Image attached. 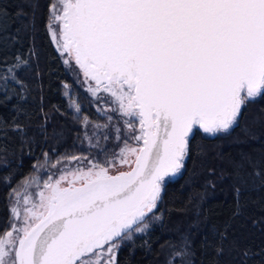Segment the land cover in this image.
Returning a JSON list of instances; mask_svg holds the SVG:
<instances>
[{
  "label": "snow or ice",
  "instance_id": "obj_1",
  "mask_svg": "<svg viewBox=\"0 0 264 264\" xmlns=\"http://www.w3.org/2000/svg\"><path fill=\"white\" fill-rule=\"evenodd\" d=\"M50 11L88 90L109 93L140 134L103 164L61 157L59 175L15 191L0 264H116L115 241L147 227L135 226L184 166L193 127L225 132L264 94V0H57ZM117 164L129 170L111 174Z\"/></svg>",
  "mask_w": 264,
  "mask_h": 264
},
{
  "label": "trees",
  "instance_id": "obj_2",
  "mask_svg": "<svg viewBox=\"0 0 264 264\" xmlns=\"http://www.w3.org/2000/svg\"><path fill=\"white\" fill-rule=\"evenodd\" d=\"M52 1L0 0V233L10 227L11 192L45 153L54 161L86 153L83 118L106 122L46 30ZM64 82L80 115L63 98ZM112 122L93 137L104 146L100 161L125 140ZM144 223L147 230L121 239L116 264H264V94L225 132L193 128L184 166L165 178Z\"/></svg>",
  "mask_w": 264,
  "mask_h": 264
},
{
  "label": "rangeland",
  "instance_id": "obj_3",
  "mask_svg": "<svg viewBox=\"0 0 264 264\" xmlns=\"http://www.w3.org/2000/svg\"><path fill=\"white\" fill-rule=\"evenodd\" d=\"M56 2L57 0H53L51 5L55 4ZM51 5H50V9H51ZM50 16H51V11H49V17H48L49 21L46 25V30H48L49 36H51L52 40L55 43V47H56L57 53H59L61 57L62 64H64L66 71L68 72L69 76H71L74 83L78 87H80L81 91L86 95V97H89V99H91L90 103L93 105L94 110H96L97 114H99L100 116L105 115V119H106L105 120L106 122H97L95 120L90 121L87 118V123H85V117L83 118L82 126L84 127V132H83L84 145H82L81 149L87 152L86 153L84 152L82 154L80 153L79 155H74V156L87 157L89 159L98 161L101 164H103L109 158H112L113 156L118 155L120 153V149L125 146V142H127V144L130 146H136V141L133 139V137L134 135L140 134L138 121H131L133 123L135 131H133V129H129L126 123V121H128V118L121 115L118 109V105L112 103V97L109 93L101 91L93 95V93L88 90L90 85L92 87H95V82L91 80H86L82 70L79 68L78 65H76L75 60L69 57L65 52H63L58 47L56 40L53 39V36L50 32V27H52L54 30L58 32V25H55L50 20ZM66 60L69 62L65 63ZM63 88L64 89H63L62 95H63V98H65L67 105L74 112L75 116L80 115L81 111L80 110L77 111V106H79V109H81L80 108L81 104L78 103L76 99V93L73 92L72 87H70V85L67 82H64ZM111 119L113 122L111 121ZM108 122H112L111 123L113 124L112 130H113V133H115L116 138H120L121 136H123L125 140L123 141L122 147L114 148L113 152L110 150V153L107 154L105 159L102 158V161H100L98 160L97 153L101 152L104 146L98 145L96 142H94L93 137L97 135L96 133L101 132L104 127L108 126L109 125ZM193 128H195V126ZM97 140L98 139L96 138V141ZM67 157H70V156H67ZM56 161L57 160L54 161V160L49 159L48 156L47 158L44 156L43 159L40 160L36 164L35 171L32 173V175L29 176L17 190H13L11 192L10 198H9V208H10V215H11L10 226L12 223L11 209L13 205L15 204L14 192L22 191V189L24 188L25 182L31 181L33 177H39L40 183L42 184V182L48 178V175L50 172L55 173L56 175H59V167L56 169H52L51 167V165L55 163ZM84 163L86 164L87 162L84 161ZM75 166H76L75 162H73V164L70 165V167H75ZM126 170H128L127 165L121 166L117 164L115 168L110 169V172L111 174L115 175L116 173L120 171H126ZM31 190L33 191L35 190V184L32 185ZM144 225H146V223L141 224V226H138V227L143 228ZM135 227H137V225ZM147 227L144 229V231L147 230ZM137 233H141V232H136L135 228H133L131 234H137ZM115 242L118 243V245H120L122 240L120 239ZM117 249L115 250V257H116Z\"/></svg>",
  "mask_w": 264,
  "mask_h": 264
},
{
  "label": "water",
  "instance_id": "obj_4",
  "mask_svg": "<svg viewBox=\"0 0 264 264\" xmlns=\"http://www.w3.org/2000/svg\"><path fill=\"white\" fill-rule=\"evenodd\" d=\"M198 127H199V126H198ZM199 129H200V128H199ZM201 130H202V129H201ZM202 131H203V130H202ZM189 135H190V134H189ZM141 143H142V142H141ZM128 170H129V169H128ZM128 170H126V171H128ZM116 174H117V173H116ZM172 176H174V175H172ZM138 224H139V223H138ZM138 224H137V225H138Z\"/></svg>",
  "mask_w": 264,
  "mask_h": 264
}]
</instances>
